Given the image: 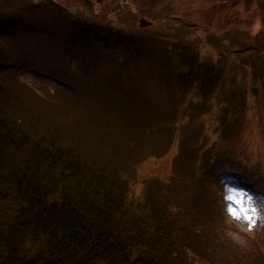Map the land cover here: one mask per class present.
<instances>
[{"label":"trees","instance_id":"trees-1","mask_svg":"<svg viewBox=\"0 0 264 264\" xmlns=\"http://www.w3.org/2000/svg\"><path fill=\"white\" fill-rule=\"evenodd\" d=\"M29 1L0 0V70L12 82L0 74V264H183L177 252L189 249L211 264H264V220L257 236L234 230L215 190L216 178L234 177L264 216V171L238 146L248 111L264 105L263 44L227 48L230 66L180 17L166 38L97 10ZM137 88L154 108L131 125ZM168 105L176 116L160 113ZM213 110L212 140L201 129ZM174 146L168 176L141 181L145 159ZM186 161L191 175H178ZM207 179L214 207L200 201ZM216 222L246 242L214 236Z\"/></svg>","mask_w":264,"mask_h":264},{"label":"rangeland","instance_id":"rangeland-1","mask_svg":"<svg viewBox=\"0 0 264 264\" xmlns=\"http://www.w3.org/2000/svg\"><path fill=\"white\" fill-rule=\"evenodd\" d=\"M23 1L25 2L24 4L31 3L29 0ZM36 1L37 0H32V2ZM45 1L49 3L53 12L56 11L54 8L55 5L59 6L61 4L70 12L75 11L74 7H79L86 11L92 9L102 14L108 13V19H112L114 24L118 23L121 27H127L128 23L137 26L139 18L143 17L154 23L149 29L156 30L157 32L155 33H159L160 36L164 37L166 35V38L170 34V31L173 30V35L176 33L175 25L178 23L176 18L180 17L185 20L184 24L188 22L193 25L199 24L200 26L196 28L195 32L198 35H203L209 54L214 55L215 48V52H219L223 56H221V59H223L222 64L230 62V66L234 64V61H232V55L227 48L236 50L240 47L254 46L257 43H261L264 46V25L261 22L260 15L257 17L255 16L256 10L258 9V2L261 3L264 0H103L100 5L95 0H93L92 4H89L87 0ZM88 6L91 7L89 8ZM165 23L168 24L166 25ZM180 25L183 30L189 31L187 27H183L182 24ZM172 26H174V28ZM250 35L253 37H250ZM249 37L253 39L258 38L261 39V41H252ZM217 39L225 40L224 43L227 42L229 45L223 47L218 44L217 47ZM15 41L16 43L14 42V44H17L18 39ZM0 74H2L1 82L3 81V86H7V88L12 86V82L7 78L10 77L8 76L9 74L1 70ZM24 78L27 82H34L37 85H41V82L33 75V72L24 74ZM100 83L98 79L92 81V84L95 86H98ZM118 86L122 85L118 84ZM123 86H125V84H123ZM129 86L131 85L129 84ZM136 91L137 93L133 96L135 100L133 105H140V107L138 108V112H136V109L132 110L134 120L127 121L131 125L145 123L142 121L148 120V116L152 111L150 107L154 108L150 102L152 98L151 94H146L148 96L146 97V95L140 94L141 92L138 88ZM250 95L251 94H249L248 98L249 103L252 101L251 98L255 99V96ZM13 96H19V93ZM153 103L157 110L162 109V107H160V99L153 101ZM160 113L166 118L176 116V111L173 110L172 105H168V109ZM155 115L153 121L157 124L159 120L155 118ZM128 116H126V119ZM247 116L250 118L249 125L245 132L240 134L241 140L238 146L242 151H246L252 162L257 164L260 163L264 171V133L260 126V121L264 122V105L260 110L258 108H253L251 111L249 110ZM74 119V115L71 113L69 121ZM123 121L125 122L126 120ZM203 122L204 126L201 130L210 136L212 140L214 137H218V135L214 133V110L211 112V118L203 120ZM68 128L72 130L73 124H68ZM76 132L78 131L76 130ZM178 150L179 146H174L171 148L170 152L162 157L152 156L146 158L140 167L137 168V174L140 180L144 181L147 177L151 176H157L159 180H164L163 178L168 176L171 171L172 163L178 154ZM246 161L248 165H253L247 157ZM185 173H189V175L192 173V165L189 161H186L182 167L179 166L177 170L178 175ZM216 179L215 190L219 192V200L222 202V211L227 221L234 225V230H239L251 237L257 236L259 234L256 229L258 227L257 222H259L260 219L261 221L264 220V216L262 217L258 212V202L256 198L246 190V187L240 181L229 175H222ZM203 187L205 193H202L200 201L202 203L206 201L208 203L207 205L214 207V194L208 179L205 181ZM141 188V185H139L138 190H141ZM204 189L202 188V192H204ZM213 218L217 221L215 214ZM214 227L216 228L213 231L214 236H218V234L223 237L231 236V238L238 239L240 243L246 242L244 236L234 235L231 231L224 230L217 222ZM177 254H179L178 258L183 264H211L205 255H201L199 252H195L191 249L185 250L184 253L177 252Z\"/></svg>","mask_w":264,"mask_h":264},{"label":"flooded vegetation","instance_id":"flooded-vegetation-1","mask_svg":"<svg viewBox=\"0 0 264 264\" xmlns=\"http://www.w3.org/2000/svg\"><path fill=\"white\" fill-rule=\"evenodd\" d=\"M258 15H260L261 21L264 25V1L261 3L258 2V9L256 10L255 16L257 17Z\"/></svg>","mask_w":264,"mask_h":264},{"label":"water","instance_id":"water-1","mask_svg":"<svg viewBox=\"0 0 264 264\" xmlns=\"http://www.w3.org/2000/svg\"><path fill=\"white\" fill-rule=\"evenodd\" d=\"M99 2H101V0H99ZM150 23L148 21H146L145 19H141L139 22V26L140 27H145L148 26Z\"/></svg>","mask_w":264,"mask_h":264}]
</instances>
